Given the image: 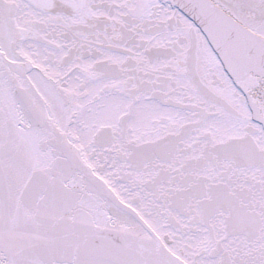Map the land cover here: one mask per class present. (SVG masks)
I'll list each match as a JSON object with an SVG mask.
<instances>
[{
	"label": "snow or ice",
	"instance_id": "snow-or-ice-1",
	"mask_svg": "<svg viewBox=\"0 0 264 264\" xmlns=\"http://www.w3.org/2000/svg\"><path fill=\"white\" fill-rule=\"evenodd\" d=\"M0 264H264V0H0Z\"/></svg>",
	"mask_w": 264,
	"mask_h": 264
}]
</instances>
